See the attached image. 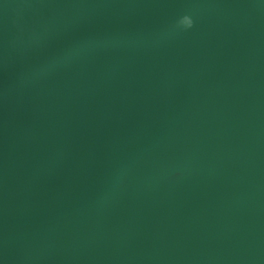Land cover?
<instances>
[{
	"label": "water",
	"instance_id": "water-1",
	"mask_svg": "<svg viewBox=\"0 0 264 264\" xmlns=\"http://www.w3.org/2000/svg\"><path fill=\"white\" fill-rule=\"evenodd\" d=\"M0 264H264V0H0Z\"/></svg>",
	"mask_w": 264,
	"mask_h": 264
},
{
	"label": "clouds",
	"instance_id": "clouds-1",
	"mask_svg": "<svg viewBox=\"0 0 264 264\" xmlns=\"http://www.w3.org/2000/svg\"><path fill=\"white\" fill-rule=\"evenodd\" d=\"M179 25L183 29H190L192 27V20L188 16H183L179 20Z\"/></svg>",
	"mask_w": 264,
	"mask_h": 264
}]
</instances>
